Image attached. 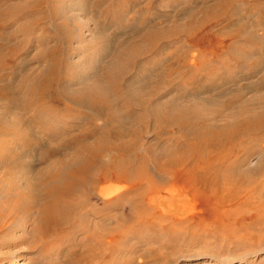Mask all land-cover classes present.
<instances>
[{
    "label": "rangeland",
    "instance_id": "obj_1",
    "mask_svg": "<svg viewBox=\"0 0 264 264\" xmlns=\"http://www.w3.org/2000/svg\"><path fill=\"white\" fill-rule=\"evenodd\" d=\"M195 1L197 2V0H0V89L7 86L19 87L27 77L48 70L57 75L53 91L71 94L94 82L103 69L114 64L117 59L115 69L125 64L128 54H123L125 57L123 60L119 59L118 55L125 51L127 45L140 43L142 32L153 30L158 35L162 34L158 37L160 46L151 48L144 55H135L137 59L133 66H125L127 71L125 70L124 84L130 83V86L138 87L143 80L154 76V71L150 73L152 76L149 71L156 67V64H152L155 57L158 59L162 57L163 65L175 59V55L184 56L185 59L188 58L187 60L200 55L207 67L213 65L217 73L226 77L231 73L232 78L195 96L188 90L196 87L200 80L193 82L187 75L177 78L176 74H172L168 78V83L164 82L165 98L174 95L176 101L186 108L193 107L209 113L219 111L223 116H218L216 121H225L227 114L237 110L234 105L241 104L244 100L246 102L247 99L251 100L252 104L246 107L252 109L258 105L255 104L256 99L264 95V85L247 90L241 98L234 100L235 102L230 103L229 98L234 93L243 92L240 88L245 83H255L264 74V69L256 73V76L244 77L253 62L251 59L245 62L226 52L228 51L226 46L235 39L226 36L223 38L224 43L221 42L218 47L208 41L204 44V49H198L186 43L183 33L175 30L178 29V25L181 26L187 21L184 12L186 6L196 9L199 7L200 4ZM236 2L242 12L237 16L242 14L243 19H237L236 15L229 13L232 15L223 19L215 17L207 22L204 30L208 29L213 36L220 37L217 35L219 32L232 31V28L243 24L244 31L259 30L256 38L260 40L259 43L242 40L245 44L243 47L254 50L255 46L263 45L264 49V19L256 31L255 26L249 24L258 18L256 12L249 14L254 11L255 1ZM250 7L252 8L249 10ZM247 14L248 18L245 17ZM211 46L215 48V53L210 50ZM255 52L260 57L264 54L263 51L261 54ZM241 62H244V67H241ZM148 64H152L150 68ZM201 75L199 79L206 84L212 81L208 76ZM178 83L184 86L180 88L181 92L187 89L185 92L187 94L175 90L166 91L171 85L175 89L174 86ZM159 84L154 81L151 86ZM150 88L146 87L145 90ZM224 89V92L217 94ZM17 95L21 97L19 93ZM58 96L43 100L40 98L35 104H25L26 107L9 102L7 96H0V177L45 165L38 156L43 153L44 147L23 150L21 142L26 128L31 130L27 132L29 142L40 138L44 140L46 137L44 132L51 129L54 131L55 127L54 133L61 134L63 127L71 125L74 128L71 134H80L82 130L91 129L88 128L91 125L88 124L86 116L79 113L80 110L71 103L69 105L73 108L68 109L64 103L66 98L59 99ZM227 102L229 103L226 104ZM38 103L39 106L36 105ZM40 107L46 108L44 111L48 113L52 109L57 112L55 124L46 118L45 121L38 122L35 113ZM30 121L31 124L35 123L31 125L34 129L29 125ZM97 123H101V120ZM261 134L250 135V138L248 136L246 142L240 143L243 148L238 146L237 151H240H236L232 157L233 163L238 165L234 176L240 180L237 196L233 195L229 188L220 187L217 191L211 187L200 188L192 179L183 184L174 174L169 175V185L143 197L135 196L132 188H124V185L118 183L116 192L108 197L111 199L107 208L110 217L109 242L106 244L103 240L100 242L97 235L91 237L97 241V245L105 246L95 248L94 264H264V143L256 140L264 136V132ZM69 135L67 133L66 137ZM144 137L149 140L150 135ZM246 146L249 151L244 152ZM66 150L61 149L59 155L62 160ZM8 161L10 164L2 166ZM94 193L92 192V197H95ZM149 198H152V201H149ZM87 203L95 212L99 211L96 209L99 207L96 198ZM88 217L91 219V214L87 215L85 221L89 225ZM20 223L18 221L19 225ZM83 226L84 223L72 231L53 233L45 246L31 233H24L19 227L10 228L7 233H0V264H12L15 260L24 264H66L63 262L66 259L67 264H76L77 256L74 253L80 249L77 240L82 237Z\"/></svg>",
    "mask_w": 264,
    "mask_h": 264
},
{
    "label": "bare ground",
    "instance_id": "obj_2",
    "mask_svg": "<svg viewBox=\"0 0 264 264\" xmlns=\"http://www.w3.org/2000/svg\"><path fill=\"white\" fill-rule=\"evenodd\" d=\"M199 1L201 2L195 1L200 4L197 9L186 6L184 12L187 21L175 29L183 33L185 42L198 49H204L206 42L210 41L211 44H216L218 47L223 42V38L229 36L235 40L226 46L228 50L226 52L245 62L248 59L253 62L244 77L248 78L247 75L252 76L261 72L264 69V54L260 57V55H256L255 51L260 54L262 51L264 53L263 45L255 46L254 50L250 47L245 49L242 40L259 43L260 40L256 36H258V28L264 19V14L262 15L264 1L248 0L255 1L254 11L249 14L256 12L258 17L249 24L255 26L254 30L258 31L251 32L250 29L244 31L242 24L232 28V31L219 32L217 35L220 37L213 36L208 29L204 30L207 27V22L215 17L223 19V17L232 14L236 15L237 19H243L242 14L237 16L242 13L240 12L241 7L235 4L240 0ZM199 12L200 15L197 16ZM249 14L245 17L248 18ZM151 19L153 21V18ZM262 35L263 33L260 34V39ZM160 36L162 34L158 35L153 30L142 32L140 43L127 45L124 48L125 51L118 55L119 59L123 60L125 58L123 54H128L125 64L123 61L121 63L123 65L115 69L118 59L114 64L111 62L112 65L104 68L94 82L71 92V94L64 91L58 93L55 92L56 90L53 91L57 75L48 70L27 77L19 87L7 86L0 89L1 97L7 96L9 102L23 107L27 106L25 104H35L36 100L40 98L43 100L59 95V99L66 98V101H63L68 109L73 108L70 106L71 104L75 106L77 110H80L79 113L86 116L88 124L91 125L88 127L91 128L90 130H82L79 132L80 134L70 133L74 130L72 125L63 127L62 134L61 132L54 133L55 127L54 131L51 129L44 132L47 138L45 137L44 140L40 138L33 142L28 141L29 133L27 132L31 131L30 128H24V139L21 142L23 150L44 147V151L41 150L43 153L38 156L45 165L26 168L17 174L8 173V175H4V178L0 177L1 234L7 233L10 228L19 227L22 232L34 235L33 237L38 238L45 246L47 239L53 233L72 231L84 223L82 237L77 240L80 249L74 253L77 256L76 264H94L95 248L97 246L105 248L104 244L109 242L110 217L107 208L110 206L111 199L108 197L116 192L118 183L124 185V188H132L135 196L143 197L169 185V175L174 174L183 184L192 179L199 184L200 188L211 187L216 191L220 187L229 188L233 195L237 196V186L240 180L234 176L238 165L233 163L234 158L232 157L240 151H237L238 146H241V142H246L248 136L250 138V135L264 132V95L256 99L255 104L258 105L252 109L246 107L251 103L250 99H247L248 102L244 100L241 104L234 105L237 110L227 114L224 118L225 121H216L218 116H223L219 111L209 113L193 107L186 108L176 101L174 95L171 98L170 96L165 98L164 82H167L172 74H176L177 78L187 75L188 79L193 82L200 80L198 85L195 83L196 87L188 90L195 96L199 95L201 91L210 90L212 87L216 88L232 78L231 73L229 77L217 73L216 67L213 65L207 67L202 56L199 57L200 55L195 54L194 58L189 60L184 56L175 55V59L173 58L163 65L162 57L159 59L155 57L152 64H156V67H152L149 71V74L154 71V76L150 74L152 77L146 81L143 80L138 87H132L129 85L130 83L124 84L125 68L133 66L137 59L136 54L137 56L144 55L151 48L155 49ZM140 47L141 52H139ZM210 48L212 53L216 52L213 46ZM241 63V67H244V62ZM152 64H148V67L150 68ZM139 65L145 66L144 64ZM230 70L227 71L230 72ZM201 74L204 77L208 76L212 81L206 84L199 79ZM154 81L160 84L151 86ZM262 85H264V74L255 83H245L240 88L243 92L231 95L229 102H235L234 100L241 98L247 90L256 89V86L261 87ZM146 87L150 89L145 90ZM174 87L175 89L171 85L168 89L166 88V91L175 90L180 93V88L184 86L178 83ZM186 90L181 93L187 94ZM224 91L225 89L220 90L217 94ZM18 93L21 97L17 95ZM36 105L39 106V103ZM41 107L40 111L36 109L38 112L35 113L39 119L38 122L41 120L43 122L46 118L56 123L57 112L52 109L48 113L44 111L46 108L42 109ZM98 120H101V123H97ZM33 122L35 121L33 120ZM33 124L30 121L29 125ZM32 131L35 132V130ZM67 133L70 134L68 138L66 137ZM146 135H150L149 140L145 139ZM256 137L254 136V138ZM249 140L251 142V139ZM256 140H260L263 144L264 136L260 139L256 138ZM256 140L254 139L255 142ZM54 141L55 143H53ZM62 148L67 149V152L63 154L65 155L63 160L59 155ZM246 148L247 146L244 152L249 151ZM248 157L243 160V164ZM8 164H10L9 161L2 166ZM249 184L252 185V182L249 181ZM92 192H95V197H92ZM92 198H96V201L99 202V207L96 208L99 209L98 212L90 208L87 203ZM149 201H152V198H149ZM89 214H91V219L88 217V225L85 221ZM18 221L21 222V225L18 224ZM92 235H97V239L100 242L103 240L104 244L97 245V241L91 239ZM63 262L67 264L68 259ZM12 264L24 263L15 260Z\"/></svg>",
    "mask_w": 264,
    "mask_h": 264
}]
</instances>
